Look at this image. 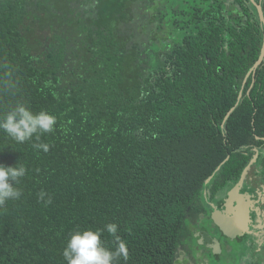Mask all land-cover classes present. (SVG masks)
<instances>
[{
  "label": "trees",
  "instance_id": "obj_1",
  "mask_svg": "<svg viewBox=\"0 0 264 264\" xmlns=\"http://www.w3.org/2000/svg\"><path fill=\"white\" fill-rule=\"evenodd\" d=\"M254 2L0 0V116L23 102L57 118L47 153L0 131V165L27 169L0 205V264H66L70 233L108 223L117 264H177L207 197L264 146Z\"/></svg>",
  "mask_w": 264,
  "mask_h": 264
},
{
  "label": "clouds",
  "instance_id": "obj_2",
  "mask_svg": "<svg viewBox=\"0 0 264 264\" xmlns=\"http://www.w3.org/2000/svg\"><path fill=\"white\" fill-rule=\"evenodd\" d=\"M57 118L47 111L34 113L28 105L17 102L3 116H0V131L12 141L23 144L35 139L33 148L47 153L49 144L42 143L41 137L55 131ZM27 169L18 163L14 167L0 165V205L8 200H18L22 192L16 187ZM44 193H41L43 198ZM50 202V201H49ZM115 236L114 250L105 247L101 236L104 232ZM118 225L108 223L102 229L75 230L70 233L62 255L66 264H117L123 258L127 260L128 249L125 241L118 235Z\"/></svg>",
  "mask_w": 264,
  "mask_h": 264
},
{
  "label": "flooded vegetation",
  "instance_id": "obj_3",
  "mask_svg": "<svg viewBox=\"0 0 264 264\" xmlns=\"http://www.w3.org/2000/svg\"><path fill=\"white\" fill-rule=\"evenodd\" d=\"M260 152L261 155L262 153L264 155V146H258L257 154L254 155L249 161V163L246 165L245 169L248 167L249 164H251L242 183L238 186V192L235 193L234 196H231V193L233 192V190L241 180V177L243 176L245 169L240 174V178L236 183H234L231 186H227L222 190V192H218L215 197L211 195L207 197V205H208V208H206L208 210L207 213L202 212V216L199 218L198 225L196 224L195 226L193 224L194 230L192 231L194 232V237H195L194 239H196L197 244H195V240L192 238L194 240V243L192 245L193 250L192 251L189 250L190 256L187 253L188 258L181 261L180 264H214L219 260V258L222 257V255H226L228 257V262L232 264L230 259L233 256H236V253L235 251H233V249L230 246H228V242L233 243L240 240L241 234H239L234 239L229 238L215 224V222L212 219V214L215 211H220L222 214L228 217H233L234 214L238 211L239 201L243 202L242 204H247L249 207V217H250L248 226H246V232H244L247 234H248V227L252 226L251 223L253 222V212L256 202L257 204L258 203L260 204L264 216V201H261V203L260 201L258 202L257 196L254 197L253 195V192L256 189V187L260 185H264V160L261 161ZM246 184L250 187V189H247ZM259 232L264 233V228L261 229ZM203 234H205L206 236H210L211 238H214L219 242L220 247L218 248V250H216L215 247L209 248L202 243ZM263 240L264 239H262L261 242H264ZM234 260L233 262H235ZM247 264H258V263L255 261H248Z\"/></svg>",
  "mask_w": 264,
  "mask_h": 264
},
{
  "label": "rangeland",
  "instance_id": "obj_4",
  "mask_svg": "<svg viewBox=\"0 0 264 264\" xmlns=\"http://www.w3.org/2000/svg\"><path fill=\"white\" fill-rule=\"evenodd\" d=\"M50 35H51V29L49 26H46L44 29H40L38 27V29L35 32H33L31 36L37 40L43 41L45 37L47 38ZM246 187L247 189H250V187L247 184ZM253 195L254 197L257 196L258 202L260 201L261 203V201H264V185H260L256 187V189L253 192ZM251 224L253 227L252 226L248 227V234L247 233L241 234L240 240L236 242L233 243L228 242V246H230L233 249V251H235L236 253V256H233L230 259L232 264H247L248 261H255L258 264H264V242H261L262 239H264V237H262L264 236V233L259 232L261 229L264 228V216H263L262 208L259 203L257 204V202L254 206L253 222ZM193 227L194 225L190 224L191 230H194ZM193 239L189 237L186 238L184 246L181 247L179 250V254L177 257V264H180L181 261L188 258V255L190 256V251L193 250L192 245L194 243V240H195V244H197L196 239L194 240ZM261 243L263 244V246ZM233 260L235 262H233ZM214 264H230V263L228 262V257L226 255H222V257L219 258V260Z\"/></svg>",
  "mask_w": 264,
  "mask_h": 264
},
{
  "label": "water",
  "instance_id": "obj_5",
  "mask_svg": "<svg viewBox=\"0 0 264 264\" xmlns=\"http://www.w3.org/2000/svg\"><path fill=\"white\" fill-rule=\"evenodd\" d=\"M252 1L254 2V0ZM254 5L258 9L261 19L264 20L262 7L255 2H254ZM263 60H264V41H263V46L261 50V55L259 59L257 60V62L254 64V67L252 70L253 73L256 72V70L262 64ZM228 160H229V157H227V159L223 162V164ZM250 165L251 164H249L248 167L245 169L243 176L241 177V180L239 181L238 185L235 187V189L231 193V196H234V194L238 192V186L242 183ZM221 166L217 168V171L220 170ZM210 179L211 178H209L206 181V183H209ZM242 203L243 202L239 201L238 211L234 214L233 217H228L222 214L220 211H215L212 214V219L215 222V224L225 233V235H227L231 239H234L239 234L246 232V226H248V223L250 220L249 207L247 204H242ZM202 243L209 248L215 247L216 250H218V248L220 247L219 242L216 239L211 238L210 236H206L205 234H203Z\"/></svg>",
  "mask_w": 264,
  "mask_h": 264
}]
</instances>
